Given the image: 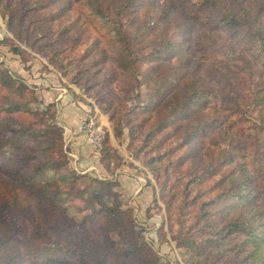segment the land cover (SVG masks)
<instances>
[{"label": "rangeland", "instance_id": "374dc122", "mask_svg": "<svg viewBox=\"0 0 264 264\" xmlns=\"http://www.w3.org/2000/svg\"><path fill=\"white\" fill-rule=\"evenodd\" d=\"M68 1L0 0V9L7 2L14 7L13 13L0 10V71L20 80L33 93L35 102L30 109L46 112L50 124L60 127L57 118L62 104L53 101L56 96L64 97L73 110H82L78 135L89 149L85 156L92 160L86 167L78 165L77 153L71 152L63 131L67 166L107 183V206L132 210L134 229L156 256L155 264H188L190 254L194 260L214 255L212 249L219 248L207 236L215 235L229 217L242 211L228 192L240 167L245 166L248 176L247 189L240 182V191L256 193L264 209V75H259L264 58L213 23L200 20V13L192 12L185 0H172L179 10L168 7L167 0H130L119 20L121 29L133 39L132 51L141 60L139 85L130 83L134 88L129 91L123 74L115 71L117 47L112 37L117 32L89 23L81 2L74 1L71 10L64 11ZM99 1L111 16L124 0ZM216 1L240 6L249 15L259 11L264 23L263 0ZM10 13L21 23L16 36L8 28ZM64 29L68 31L62 35ZM39 45H46V53L38 51ZM13 47H19L23 55L14 54ZM53 57L57 63L51 62ZM73 58L76 60H70ZM249 71L255 77L257 106L247 97L249 82L243 81ZM160 85L162 90L155 94L154 88ZM191 85L201 93L206 108L196 105L184 116L180 113L169 119L145 108L149 95L155 96L153 105L172 104L180 100L179 87ZM136 93L139 99H132ZM236 101L241 107L231 117L230 104ZM85 108L96 115L99 145L81 131ZM244 117L249 122L242 123ZM195 123L213 135L200 133L191 139L187 131ZM220 126L227 130L226 135H221ZM107 135L119 157L109 166L101 164L99 153ZM66 193L52 198L0 174V203L10 207L11 233L16 239L41 245L50 254L48 244L62 233V238H71L77 248L89 252L96 259L94 264H134L120 258L122 251L113 252L127 247L129 230L121 239L105 226L98 211L86 221L91 212L89 197L74 198ZM20 202L29 205V210L23 212ZM59 245H65L63 240ZM60 259L75 264L85 261L68 254ZM144 261L154 263L153 257ZM200 264L223 263L208 258Z\"/></svg>", "mask_w": 264, "mask_h": 264}, {"label": "trees", "instance_id": "16d2710c", "mask_svg": "<svg viewBox=\"0 0 264 264\" xmlns=\"http://www.w3.org/2000/svg\"><path fill=\"white\" fill-rule=\"evenodd\" d=\"M74 1L81 2L86 18H89L87 20L89 23H95V27L101 26L117 32L112 37V42L117 47L115 60L118 64L115 66V71L123 74L126 82L130 85L129 91L134 88L133 85L138 86L137 74L141 59L136 52L132 51L133 39L130 38L127 31L121 29L122 24L119 20V15L130 0H124V3L120 2L115 15L111 16L104 12L99 0H69L64 11H70ZM185 1L192 7V12L200 13L198 17L200 20L205 23H213L220 31L227 33L230 38H234L264 58V23H262L259 11H254L252 15L242 11L240 6H237L242 3L241 0H238L240 3H236L237 7L220 4L216 0ZM167 4L168 7L179 10L173 6L172 0H167ZM1 9L3 12L11 11L13 13V3L7 2ZM12 13L9 15L10 19H8L7 24L8 28L11 29L10 31L14 32L16 36L19 31L18 25L21 23L19 20H14ZM67 31L64 29L62 35ZM26 37H29V34ZM45 47L46 45H39L38 51L46 53L43 51L46 50ZM12 52L19 56L23 55V51L19 47H13ZM54 54L58 55L57 52ZM50 60L57 63L54 61L56 60L55 57ZM58 66L65 68L61 64ZM67 73L65 72V74ZM252 74L253 72L249 71L243 81L249 82L251 90L247 93V97L251 98L252 105L257 106L255 102L256 93H254L252 85V80L255 77H251ZM259 75H264V63L260 67ZM162 88L161 85L156 86L154 88L155 94ZM0 91H2L0 96V174L22 184L24 187L38 188L41 193L50 195L52 198L64 191L74 198L87 195L91 203V212L85 217L86 221L88 219L91 221L98 211L103 216L105 226L113 229L115 235L121 239L125 238L124 231L129 230L128 240L126 239L124 243H127V247L124 245V247H119L113 252L119 254L122 251L120 258L129 259L134 264H145V258L151 260L153 257L154 263L152 262V264H155L156 256L144 245L143 238L139 237V232L134 229L132 210L120 209L116 204L107 206L105 204V184L107 183L69 169L67 156L63 151V129L48 123L44 117V114L48 117L46 112L30 109V106L35 102L33 93L20 80H13L10 75L2 71H0ZM179 92L180 100L172 104L163 102L153 105L155 96L149 95L145 108L153 109L169 119L175 114L181 113L184 116L196 105L203 108L207 107V103L200 101L201 93L193 85L179 87ZM138 97L139 94L136 93L131 98ZM51 107L48 105L47 110H50ZM230 107L229 114L232 117L235 108L241 107V102L231 103ZM244 122H249V118L244 117L242 123ZM219 128L222 131L221 135L227 134L225 128L222 126ZM200 133H205L207 137L213 135L200 123H195V126L187 131V136L193 139ZM30 144H33V147ZM99 153L101 164L109 166L112 162L119 160L115 150L110 145L108 135L103 139ZM238 170L240 175H233V184L229 187L228 192L230 197L241 204L242 211L236 216L229 217L228 222L223 227L215 230V235L210 233L207 236L206 240L214 245V248H219L212 249V252H215L214 255L205 254L200 257V260H194V255L190 254L189 260L186 261L188 264H200L202 260L208 258H211L212 262L219 259L223 264H264V209L256 193L249 192L246 194L243 190V193L240 191V182L241 186L247 189L245 186L248 184V176L245 166ZM12 204L16 206L19 203L13 202ZM20 207L23 212L29 210V205L21 202ZM246 212L247 214L244 215ZM240 214H242L241 220ZM11 228L10 207L0 203V261L3 264H75L76 262L72 263V260L60 259L61 255L67 254L70 257H77L78 261L85 260L83 261L84 264L96 263V259L89 252L77 248L71 238H62V233L55 234V241L48 244L47 250L50 251V254H47L45 247L41 245L16 239L11 233ZM61 240L65 243L64 246L59 245Z\"/></svg>", "mask_w": 264, "mask_h": 264}, {"label": "crops", "instance_id": "0c3cea01", "mask_svg": "<svg viewBox=\"0 0 264 264\" xmlns=\"http://www.w3.org/2000/svg\"><path fill=\"white\" fill-rule=\"evenodd\" d=\"M59 98V96H56V98L53 99L54 102L62 104L57 122L64 131L65 139L69 141L68 146L70 147L71 152L77 153L78 165L86 167L92 159L89 160V158L85 156V153L89 152V149L85 143H83L82 138L78 135L80 118L83 112L79 108L73 110L71 106L65 103L64 97Z\"/></svg>", "mask_w": 264, "mask_h": 264}, {"label": "built area", "instance_id": "2783aa9c", "mask_svg": "<svg viewBox=\"0 0 264 264\" xmlns=\"http://www.w3.org/2000/svg\"><path fill=\"white\" fill-rule=\"evenodd\" d=\"M96 122L95 113L90 108H85L81 131L91 143L99 145L101 140V131Z\"/></svg>", "mask_w": 264, "mask_h": 264}]
</instances>
